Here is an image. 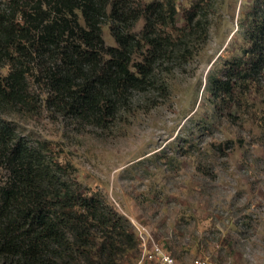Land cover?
<instances>
[{
    "label": "rangeland",
    "instance_id": "374dc122",
    "mask_svg": "<svg viewBox=\"0 0 264 264\" xmlns=\"http://www.w3.org/2000/svg\"><path fill=\"white\" fill-rule=\"evenodd\" d=\"M107 1L109 12L114 0ZM150 1L123 0L132 9ZM8 2L0 0V8ZM252 3L174 0L178 28L158 32L181 35L185 57L150 66L146 47L134 53L131 65L151 70V84L132 91L108 122L58 113L33 77L27 108L2 116L29 145H47L49 159L71 164L80 183L127 219L136 246L118 264H160L153 244L179 264H264V77L260 93L231 114L207 91L208 75L219 76L246 45ZM111 24L108 17L101 23L106 47L116 46ZM143 30L144 20H136L132 32L140 38ZM8 71L0 65V76ZM5 175L0 165V185Z\"/></svg>",
    "mask_w": 264,
    "mask_h": 264
},
{
    "label": "trees",
    "instance_id": "16d2710c",
    "mask_svg": "<svg viewBox=\"0 0 264 264\" xmlns=\"http://www.w3.org/2000/svg\"><path fill=\"white\" fill-rule=\"evenodd\" d=\"M107 6V0H9L0 8V65L9 68L0 76V165L6 172L0 264H118L136 246L127 219L80 183L71 164L49 159L47 145H29L2 117L27 108L33 77L58 113L100 125L115 117L132 91L151 84V70L131 65L134 53L146 47L150 66L158 58H178L181 35L158 32L178 28L174 0H151L137 9L114 0L109 12ZM106 17L113 47L101 36ZM249 17L246 45L223 62L219 76L208 75L211 103L229 114L260 93L264 77V0H253ZM141 18L144 30L137 38L132 29ZM203 35L205 41V29Z\"/></svg>",
    "mask_w": 264,
    "mask_h": 264
},
{
    "label": "built area",
    "instance_id": "2783aa9c",
    "mask_svg": "<svg viewBox=\"0 0 264 264\" xmlns=\"http://www.w3.org/2000/svg\"><path fill=\"white\" fill-rule=\"evenodd\" d=\"M153 249L154 255L160 264H179L169 252L160 248L158 245L153 244Z\"/></svg>",
    "mask_w": 264,
    "mask_h": 264
}]
</instances>
